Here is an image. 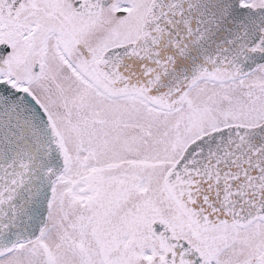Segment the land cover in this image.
I'll list each match as a JSON object with an SVG mask.
<instances>
[{
	"label": "snow or ice",
	"instance_id": "snow-or-ice-1",
	"mask_svg": "<svg viewBox=\"0 0 264 264\" xmlns=\"http://www.w3.org/2000/svg\"><path fill=\"white\" fill-rule=\"evenodd\" d=\"M0 264H264V0H0Z\"/></svg>",
	"mask_w": 264,
	"mask_h": 264
}]
</instances>
